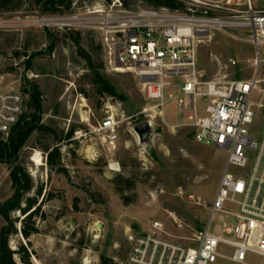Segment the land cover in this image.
I'll return each instance as SVG.
<instances>
[{"label": "rangeland", "instance_id": "obj_1", "mask_svg": "<svg viewBox=\"0 0 264 264\" xmlns=\"http://www.w3.org/2000/svg\"><path fill=\"white\" fill-rule=\"evenodd\" d=\"M99 1L91 3L97 5ZM17 3H21L18 10L0 8V80L4 86L13 83L21 88H30L29 82L37 83L42 101L39 124L51 130H36L20 151L19 161L34 181L30 195L36 196L42 189L38 198L41 206L39 213L28 220L38 227V232L26 239L20 232L21 222H17L19 233L11 236V248L25 245L30 264H102V256L118 264L126 260L132 238L147 231L154 220L163 224L172 241L195 245L211 213L206 205H198L189 196L201 197L205 203L214 200L227 152L197 142L193 127L186 123L188 119L174 99L167 97L163 115H157V110L143 112L156 101L148 102L134 74L105 68L98 33L48 27L46 19L61 15L42 14L33 0H13L10 5ZM130 6L143 4L137 1ZM86 10L87 7L67 14ZM48 32L54 33L57 40L52 49ZM77 32L99 73L114 86L116 96L99 93L94 72L69 37ZM232 33L214 31L199 44L202 79L227 82L251 77L255 47L243 40L246 34ZM181 80L171 79L167 96L178 94ZM28 103L29 97L26 114H33L35 109ZM197 105L202 115L203 100H198ZM108 116L118 122L115 147L108 146L106 133L99 131ZM133 116L139 117V122L152 118L154 132L148 144L140 143ZM26 120L29 119L21 121L5 140ZM263 127L264 115L258 113L250 126L254 140L260 138ZM72 128L74 133L68 138ZM54 148L60 149L61 159L52 167L48 154ZM37 152L41 165L33 160ZM247 154L254 156L252 151ZM60 167L65 170L60 171ZM229 170L235 174L246 172L233 165ZM10 173L11 165L0 161V203L13 194ZM124 177L132 179L131 188L123 183ZM225 209L236 212L232 204ZM24 217L14 213V218ZM225 223L236 225L238 220L218 212L211 220L210 232L219 234ZM3 224L0 217V228ZM221 253L225 257L216 264H242L229 258L232 248L225 247ZM16 259L22 264L18 254ZM246 264H261V258L248 253Z\"/></svg>", "mask_w": 264, "mask_h": 264}, {"label": "built area", "instance_id": "obj_2", "mask_svg": "<svg viewBox=\"0 0 264 264\" xmlns=\"http://www.w3.org/2000/svg\"><path fill=\"white\" fill-rule=\"evenodd\" d=\"M180 8L130 6L121 0L77 6L80 13L46 19L48 27L90 29L100 37L104 66L111 72L134 74L143 86L148 102L143 112L157 110L163 115L165 102L174 99L194 129L197 142L224 149L227 164L211 203L190 195L211 213L207 227L195 245L174 242L163 224L154 220L147 231L132 238L126 260L118 264H216L225 247L233 249L229 258L246 264L254 253L264 264V127L254 140L250 126L258 113L264 115V0H177ZM95 5V6H94ZM215 12H222L217 14ZM214 31L242 32L243 40L255 47L252 75L248 79L218 82L204 80L198 69V47ZM233 64H236L233 61ZM173 77H180L178 94L166 89ZM28 93L0 80V136L6 139L26 112ZM204 113H198V100ZM152 117L153 114H148ZM153 123L152 118L149 119ZM99 131L106 133V144L116 146L118 122L102 120ZM248 151L254 152L250 158ZM233 165L246 170L235 174ZM227 204L236 212L226 210ZM235 216L236 225L225 223L219 234L210 232L216 213ZM179 221V220H178Z\"/></svg>", "mask_w": 264, "mask_h": 264}, {"label": "trees", "instance_id": "obj_3", "mask_svg": "<svg viewBox=\"0 0 264 264\" xmlns=\"http://www.w3.org/2000/svg\"><path fill=\"white\" fill-rule=\"evenodd\" d=\"M12 1L13 0H0V8L11 11L21 8V3H17V5H10ZM33 1L42 14L48 15L67 14L74 10L75 3H77V6L93 4L91 3V0ZM104 1L106 3H110L111 0ZM137 1H140L141 4L148 7H168L175 9L183 6V4L177 0H130L129 4H135ZM48 37L51 41L50 47L52 49L55 47L57 40L52 32H48ZM69 37H71L72 41L77 45L79 55L85 59L88 68L94 72V83L98 86L99 93L116 96L117 92L114 86L107 79L102 77L91 55L82 46L81 33L77 32L75 35L70 34ZM29 84L30 88L23 87V90L29 94L28 104L34 107L35 112L33 114L24 113L21 121L25 118L29 120H26L24 124L21 125V127L14 133V135L9 138V140H5L0 136V161L11 165L10 175L13 186V194L4 202L0 203V217L4 220V224L0 228V264H21L16 259L17 254L20 256L22 264H30L31 257L25 245L22 244L16 250L12 249L10 246L11 236L19 233L17 222H21L22 227L20 232L26 239H29L32 234L38 232V227L35 224H29L28 220H31L39 213L41 205L39 204L38 198L42 195V189H38V194L36 196L30 195V192L34 188V181L27 172L26 168L19 161V154L36 130L49 131L51 128L45 124H39L40 116L38 115L42 112L41 90L37 83L29 82ZM73 133L74 128L69 131L67 137L71 138ZM60 159L61 151L59 148H54L49 152L48 164L52 167L60 164ZM59 169L60 171L65 170L63 167H60ZM122 179L127 188L132 187L133 184L131 178L124 177ZM16 212H20L25 217L22 220L14 218V213ZM102 264H113V262L112 259L102 256Z\"/></svg>", "mask_w": 264, "mask_h": 264}, {"label": "water", "instance_id": "obj_4", "mask_svg": "<svg viewBox=\"0 0 264 264\" xmlns=\"http://www.w3.org/2000/svg\"><path fill=\"white\" fill-rule=\"evenodd\" d=\"M123 4L127 5V0H121ZM133 122L136 123L134 131L136 132L141 144H148L151 140V136L154 132V124L149 121L139 122V117L133 116Z\"/></svg>", "mask_w": 264, "mask_h": 264}, {"label": "bare ground", "instance_id": "obj_5", "mask_svg": "<svg viewBox=\"0 0 264 264\" xmlns=\"http://www.w3.org/2000/svg\"><path fill=\"white\" fill-rule=\"evenodd\" d=\"M33 160H34L36 163H38L39 165L42 164V162H40L41 159H40V153H39V152H37V153L33 156Z\"/></svg>", "mask_w": 264, "mask_h": 264}]
</instances>
